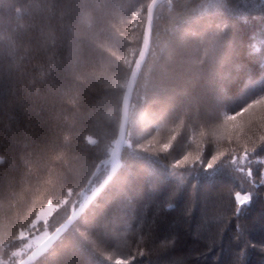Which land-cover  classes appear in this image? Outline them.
I'll use <instances>...</instances> for the list:
<instances>
[{
  "label": "trees",
  "instance_id": "obj_1",
  "mask_svg": "<svg viewBox=\"0 0 264 264\" xmlns=\"http://www.w3.org/2000/svg\"><path fill=\"white\" fill-rule=\"evenodd\" d=\"M152 1L0 0V264L24 261L113 171L123 98ZM211 2L161 0L155 6L151 54L130 97L122 160L81 213L94 209L115 239L110 247L100 245L99 254H75L73 264H231L238 254L239 264H264V153L251 165L254 186L225 169L211 179L190 177L172 208L159 206L171 182L158 194L148 191L158 175H167L163 164L187 156L181 168H200L193 161L207 152L209 137L213 151H226V137L235 133L224 116L264 93V0H222V13ZM220 20L225 39L214 42L211 22ZM240 61L251 71L236 77L232 66ZM218 112L212 126L208 117ZM262 117L264 111H256L235 122L242 143H260ZM90 132L93 139L103 136L99 159L77 147L83 143L77 137L83 133L87 140ZM128 175L136 192L130 208L117 183ZM67 187H75L69 203L38 217L49 201L65 198ZM237 192L254 194L239 220ZM238 223L246 227L244 242L255 248L235 238ZM22 229L26 241L19 238ZM30 264L54 262L45 250Z\"/></svg>",
  "mask_w": 264,
  "mask_h": 264
},
{
  "label": "snow or ice",
  "instance_id": "obj_2",
  "mask_svg": "<svg viewBox=\"0 0 264 264\" xmlns=\"http://www.w3.org/2000/svg\"><path fill=\"white\" fill-rule=\"evenodd\" d=\"M212 6L218 9L217 13H222L224 11L222 0H213L211 2ZM204 11H207L205 9ZM224 23L223 20L211 22V32L210 34L214 37L215 41H222L225 39V30L220 28L219 25ZM153 29L150 28V31ZM201 46H203L206 41L201 40ZM228 47L232 48L235 51L234 46L227 42ZM149 52V43L145 45L143 56L141 57L140 63L132 69V77L136 78L137 74L141 71L142 67L147 64V56L150 55ZM261 68H264V64L261 65ZM152 69H148V74H151ZM250 68L248 64L243 61L234 63L232 66V73L235 74L236 77H239L242 74H250ZM131 88V84L129 85ZM124 103L127 105L128 97L125 96ZM256 111H264V93L257 95L252 98L249 102H246L244 106H242L239 110L231 112V115L224 116V124L227 126L229 122H232V129L235 135H229L226 137L228 140L229 148L226 151H213V141L211 137L208 139L209 148L207 152L203 156H197L193 161V164H200L201 167L198 169H189L187 167L181 168V165H185L188 161V157L185 156L183 160L176 159V163L174 166L169 167L168 164H163L164 167L168 169V173L166 176L158 175L155 180H153L150 184L148 191L150 194H158L162 187L171 182V191L168 196L160 203V207H163V204L167 203L169 208L173 207L171 203L184 187L188 184L189 178L199 180L202 175L211 179L215 177L221 171L228 169L232 172H236L245 177L248 183L255 185L256 181L253 178V170L251 165L256 163L254 157L259 155L260 153H264V136L259 138L260 143L257 144L255 142L252 143L251 147L247 145V143L241 142L242 126H238L235 122L246 115H250L255 113ZM111 115L110 113L108 114ZM221 117V112L215 113L208 117V123L212 126L216 124ZM264 119V117H262ZM252 123V121H249ZM91 133V132H90ZM95 135L91 133L87 140L84 139L83 133H81L77 138L78 140L83 141L82 144H78L82 151H86L89 154V157L99 159L100 156L104 154V150L100 148L101 140L103 136H96V139H93L92 136ZM137 141H133L136 143ZM167 147V145H165ZM114 155V153H113ZM167 159V157L161 158ZM161 163V160H156ZM113 163V170H115L116 163ZM92 174H90L91 176ZM90 176L88 182L90 183ZM260 179L259 183L264 185V171L259 173ZM133 176H123L117 177V183L121 185L125 191V200L126 207H131L133 200L135 199L136 192L132 186ZM75 191V187H67L64 199H57L55 205L52 201H49L47 204V210L42 208L38 217L45 216L47 213H52L56 209H59L61 205H66L69 203L67 197H70ZM63 195V193H62ZM254 199V194L249 193L245 195H241L240 192L235 194L236 207L234 210V215L237 220H239L244 215V207L252 204ZM81 210L84 208V204L80 205ZM73 217H68V222L72 224L70 232L67 233L66 236L61 238L60 234L63 231V228L67 225L62 226L61 228H57L55 233L48 237L47 240L43 243V246L37 250L33 255H38L39 252L47 250V256L53 258L54 264H73V258L75 254H85L89 252H97V249L100 245L111 246L114 242V237L111 233L106 230V219L98 218L95 215L94 209L89 210L88 212H84L78 219L73 223ZM46 223V218H45ZM36 227V223H32L30 228L27 229L29 231V235H31V229ZM238 231L236 233V239L238 241L244 242V236L246 232V227L243 224H237ZM19 238L21 241H26L28 237L25 236V230L22 229L19 232ZM13 239H15V233L13 234ZM55 242V243H54ZM30 247V245H26ZM243 247H253L256 245L251 242H244ZM261 251L264 252V244L261 245ZM97 254H99L97 252ZM142 251L139 252V255H143ZM240 255L238 254L232 261L231 264H239ZM134 260L135 257L133 256ZM14 264V262H13ZM117 264H129V260L125 259L123 261H117Z\"/></svg>",
  "mask_w": 264,
  "mask_h": 264
},
{
  "label": "water",
  "instance_id": "obj_3",
  "mask_svg": "<svg viewBox=\"0 0 264 264\" xmlns=\"http://www.w3.org/2000/svg\"><path fill=\"white\" fill-rule=\"evenodd\" d=\"M161 0H154L152 1V3L149 5V8H148V26H147V35H146V39H145V42H144V45H143V49H142V52H141V55L138 59V62L137 64L140 63V60H141V57L143 56V52H144V48H145V45H147L148 43H150V38H151V32L150 31V28H152V21H153V11H154V8L155 6L160 2ZM136 64V66H137ZM138 76V74H137ZM137 76L135 79H133L132 77V74H131V77L129 79V82H128V85H127V88H126V93H125V96L128 97V102H127V105H125L124 101H123V106H122V115H121V123H120V128H119V132H118V136H117V140H116V144H115V148H114V155L112 154V156L117 160L115 161L116 163V167H117V164H118V161H121L122 160V157H121V151H122V147H123V144H124V140H125V136H126V132H127V121H128V109H129V103H130V97H131V94H132V90H133V87L135 85V81L137 79ZM131 84V88H129V85ZM116 167H115V170H113L107 177L106 179L97 187V189L90 195V197L88 198L87 201H85L83 204H84V208L83 210H81V208L79 207L77 209V211L71 216L73 217V223L75 222L76 219H78V217L81 215V213L84 211V209L96 198V196L103 190V188L106 186V184L109 182V180L111 179V177L115 174V171H116ZM67 225L66 227L63 228V231L69 227L71 225V223L68 222V220L62 225ZM61 226V227H62ZM60 227V228H61ZM62 231V232H63ZM61 232V233H62ZM55 233V232H54ZM53 233V234H54ZM52 234V235H53ZM51 235V236H52ZM47 240V239H46ZM45 240V241H46ZM44 241V242H45ZM43 242V243H44ZM43 243L31 254L29 255L24 261H22L20 264H30L38 255H40L42 252H39L38 255H33L34 253L37 252V250L39 248H41L43 246Z\"/></svg>",
  "mask_w": 264,
  "mask_h": 264
},
{
  "label": "rangeland",
  "instance_id": "obj_4",
  "mask_svg": "<svg viewBox=\"0 0 264 264\" xmlns=\"http://www.w3.org/2000/svg\"><path fill=\"white\" fill-rule=\"evenodd\" d=\"M39 242V241H38Z\"/></svg>",
  "mask_w": 264,
  "mask_h": 264
}]
</instances>
